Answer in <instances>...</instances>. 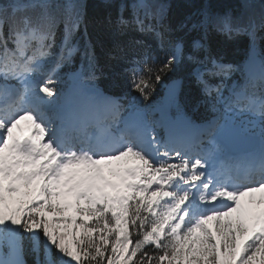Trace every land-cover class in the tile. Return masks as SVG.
<instances>
[{
    "label": "snow or ice",
    "instance_id": "1",
    "mask_svg": "<svg viewBox=\"0 0 264 264\" xmlns=\"http://www.w3.org/2000/svg\"><path fill=\"white\" fill-rule=\"evenodd\" d=\"M170 7L122 0L108 21L119 34L156 42L153 50L128 40L130 89L147 100L187 62L204 94L224 106L216 131H231L228 114L250 112L264 133V91L234 86L224 96L223 80L210 81L237 66L209 43L212 34L223 44L247 37V63L259 65L264 85V3L258 14L247 3L239 14L205 3L176 23ZM82 27V0H0V264H26V252L32 264H264V141L259 151L224 158L215 140V149L197 151L161 139L138 112L122 127L89 124L71 105L57 112L53 77L78 51ZM84 54L91 64L87 42ZM248 83L255 88L251 75ZM177 84L168 86L170 99Z\"/></svg>",
    "mask_w": 264,
    "mask_h": 264
},
{
    "label": "trees",
    "instance_id": "2",
    "mask_svg": "<svg viewBox=\"0 0 264 264\" xmlns=\"http://www.w3.org/2000/svg\"><path fill=\"white\" fill-rule=\"evenodd\" d=\"M122 0H85L83 5L85 14V28L80 29L81 34L86 37L83 44H81L77 55H73L71 58V68H73L78 62H81L85 66L87 75H94V79L101 83L102 86L107 88L120 89L122 92L126 91V73L123 67L127 70L131 65L129 59L131 58L128 53L127 43L131 37L136 39H144L147 44L152 46V49H156V42L148 36H142L139 33H117L108 23L109 19L115 21L119 15L120 4ZM171 5L169 10L170 19L176 23L183 17L191 12L197 11L205 3L209 4L213 11L223 12L226 10H233L234 13L244 10V5L250 4V11L255 13L260 12L261 4L264 0H166ZM195 35V34H192ZM264 36V32L260 33ZM190 40V37L187 38ZM86 42L90 45V52L93 57L91 64L87 57L83 55L85 53ZM210 48L213 55L218 57L222 56L224 62H230L233 65L242 69L245 62V55L248 51L247 37H241L234 42H228L227 44L221 43V38L215 34H212L209 38ZM119 45V48H118ZM120 49H123L121 51ZM259 54L264 56V39L258 42ZM163 55V53H157ZM195 65L187 62H182L180 68L175 73H169L164 77V82L172 77H181V95L179 98L180 103L185 106L183 109L190 107L192 115L197 118L209 117L215 113L214 104L206 99L202 86L197 83L195 77L192 75V71ZM260 69V67H259ZM100 70L103 76H99ZM239 76V73H234L231 78ZM214 78L211 79V83ZM246 78L241 76L238 80V86L243 87L245 85ZM114 86H110V85ZM160 92H162L161 85H157L155 91L147 99L149 104H154L160 101ZM215 102L214 99H211ZM26 260L32 259V254L26 252Z\"/></svg>",
    "mask_w": 264,
    "mask_h": 264
},
{
    "label": "rangeland",
    "instance_id": "3",
    "mask_svg": "<svg viewBox=\"0 0 264 264\" xmlns=\"http://www.w3.org/2000/svg\"><path fill=\"white\" fill-rule=\"evenodd\" d=\"M76 76V75H75ZM75 78V77H74ZM65 79H66V74H65V72L63 71L61 74H59L58 76H56V85H59L60 87H61V89H63V82L65 81ZM58 103H60L59 102V98H57V101H56V103H55V105H58ZM246 115H249V116H252V115H250V112H246L245 113ZM229 116V118H230V120H237V121H239L240 123H243L242 121H241V119H240V117L239 116H236V115H232V114H229L228 115ZM224 118H225V116H224ZM252 121V120H251ZM251 121H248L247 123H243V124H246L247 126H249V124L248 123H250ZM243 131V130H242ZM244 132V131H243ZM256 195H258V193L256 194Z\"/></svg>",
    "mask_w": 264,
    "mask_h": 264
},
{
    "label": "water",
    "instance_id": "4",
    "mask_svg": "<svg viewBox=\"0 0 264 264\" xmlns=\"http://www.w3.org/2000/svg\"><path fill=\"white\" fill-rule=\"evenodd\" d=\"M173 81H179V84H180V79L173 80ZM173 81H170L168 86H171V85L173 84ZM179 84H177V85L175 86V88H176L175 96H176L177 93H178ZM168 86H167V88H166V92H165V95H164L165 100L169 98V87H168ZM235 132H236L235 130H231L229 136H230L231 134L235 133ZM229 136L223 135V138L226 140Z\"/></svg>",
    "mask_w": 264,
    "mask_h": 264
}]
</instances>
